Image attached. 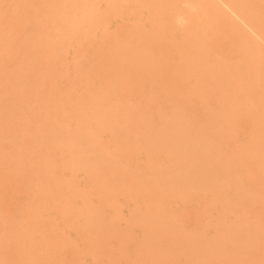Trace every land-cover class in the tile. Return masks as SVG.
<instances>
[{"label":"bare ground","instance_id":"obj_1","mask_svg":"<svg viewBox=\"0 0 264 264\" xmlns=\"http://www.w3.org/2000/svg\"><path fill=\"white\" fill-rule=\"evenodd\" d=\"M79 1L0 0V264H264V0Z\"/></svg>","mask_w":264,"mask_h":264},{"label":"rangeland","instance_id":"obj_2","mask_svg":"<svg viewBox=\"0 0 264 264\" xmlns=\"http://www.w3.org/2000/svg\"><path fill=\"white\" fill-rule=\"evenodd\" d=\"M122 1L123 0H87L79 1L69 7L66 16L59 21L57 26V29L61 30L66 38L65 44L76 52H81V50L87 47L91 41H94L91 36H93L94 28L101 17L109 8L117 6ZM201 13L205 17L206 21L213 24V18L206 7H201ZM120 17L123 18L124 24L133 23L136 18L133 15L124 16L120 12L111 14L112 19L116 20ZM229 35L231 38L226 40L227 48L232 47L238 36L236 31L231 30ZM252 125L253 118L244 117L242 119L240 136L243 140L247 137V132ZM10 195L11 189L7 187L2 191L1 199H7ZM178 210L182 217H189V212L184 207L179 206ZM189 228H191V225Z\"/></svg>","mask_w":264,"mask_h":264}]
</instances>
